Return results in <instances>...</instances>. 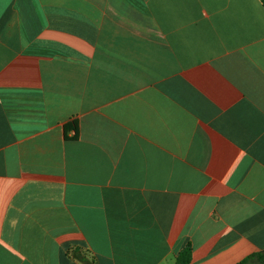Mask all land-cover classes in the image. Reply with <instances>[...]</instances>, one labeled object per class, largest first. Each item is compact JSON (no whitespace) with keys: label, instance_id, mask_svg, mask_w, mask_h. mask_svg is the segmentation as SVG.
I'll list each match as a JSON object with an SVG mask.
<instances>
[{"label":"crops","instance_id":"1","mask_svg":"<svg viewBox=\"0 0 264 264\" xmlns=\"http://www.w3.org/2000/svg\"><path fill=\"white\" fill-rule=\"evenodd\" d=\"M238 264L264 251L261 0H0V264Z\"/></svg>","mask_w":264,"mask_h":264},{"label":"trees","instance_id":"2","mask_svg":"<svg viewBox=\"0 0 264 264\" xmlns=\"http://www.w3.org/2000/svg\"><path fill=\"white\" fill-rule=\"evenodd\" d=\"M264 4V0H261ZM73 256L85 264H90V262L80 255L78 252H73ZM191 259V247L186 246L182 251L179 252L174 264H189ZM238 264H264V251L257 252L248 256L246 259L240 261Z\"/></svg>","mask_w":264,"mask_h":264}]
</instances>
